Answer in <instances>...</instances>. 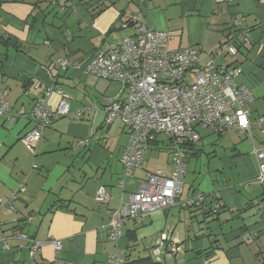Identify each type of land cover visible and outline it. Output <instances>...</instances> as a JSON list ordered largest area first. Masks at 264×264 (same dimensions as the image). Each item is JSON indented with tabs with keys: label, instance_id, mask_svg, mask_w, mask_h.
Returning <instances> with one entry per match:
<instances>
[{
	"label": "crops",
	"instance_id": "crops-1",
	"mask_svg": "<svg viewBox=\"0 0 264 264\" xmlns=\"http://www.w3.org/2000/svg\"><path fill=\"white\" fill-rule=\"evenodd\" d=\"M140 3L61 0L52 6L47 0H0V37L12 43L0 44V92H6L8 114L14 116L12 122L0 119V264H112L108 256L117 252L124 259L151 256L162 264H264V183H255L254 156L253 165L246 164L235 147L240 182L221 183L207 175L195 183V177L180 199L202 193L208 196L204 205L178 207L179 213L172 211L176 207L155 211L140 221H126L117 241L108 238L113 212L121 200L127 202L138 191L148 172L142 166L125 176L120 157L128 137L120 121L113 138L122 139L121 144H109L107 134L97 133L103 128L108 132L116 121L93 129L96 113L114 100L108 93L115 82L102 81L85 68L95 53L133 33L132 28H123L132 14H143L148 26L167 33L170 50L198 49L201 66L221 45L236 41L238 54L216 62L241 68L236 82L253 95L250 124L264 117V0ZM244 35L247 44L241 43ZM60 59L67 60L66 71L57 66ZM48 87L63 89L69 96L73 117L81 109L85 112L76 120L59 119L43 129L30 150L20 138L34 127L28 112ZM47 103L55 110L59 97L52 94ZM20 110L24 114L18 116ZM228 133L217 137L202 130L189 157L194 158V150L215 146ZM80 139H87L88 145L77 147ZM261 141L257 149L264 148ZM166 144L167 139L158 137L150 148L165 150ZM170 167L155 170L171 176ZM100 187L110 196L103 204L94 200ZM19 189L12 201L14 210L9 211L8 200ZM214 204L223 207L219 214H212ZM18 235L42 244L36 262L28 255L29 243ZM53 240L61 241L58 254ZM162 242L176 245V252L162 247L154 257L151 249Z\"/></svg>",
	"mask_w": 264,
	"mask_h": 264
},
{
	"label": "built area",
	"instance_id": "built-area-1",
	"mask_svg": "<svg viewBox=\"0 0 264 264\" xmlns=\"http://www.w3.org/2000/svg\"><path fill=\"white\" fill-rule=\"evenodd\" d=\"M60 1L47 0L52 6L59 5ZM144 1L140 0L141 6ZM238 24L237 21L233 23L234 26ZM127 27L132 28L133 33L114 42L106 50L95 53L85 71L122 87L120 97L109 100L101 113L104 114L105 126L109 127L119 120L126 130L127 144L120 157L125 176L141 169L148 149L160 136L168 141L165 148L172 156L173 168L171 176L160 170L148 172L138 191L131 194L127 202L120 201L108 227V238L113 242L119 239L121 227L126 221H140L155 211L185 208L204 201L201 193L180 199L187 172L188 155L184 147L198 143L202 130L214 135L234 130L247 135L251 142L252 132L257 131L264 140V117L255 119L253 125L249 122L252 92L236 82L242 73L241 68L216 62L219 58L235 57L238 54L235 43L221 45L201 66L198 49L170 50L167 33L148 26L143 14H132L123 25V28ZM248 41L246 35L241 38L242 44ZM57 65L60 71H66L68 67L66 59H60ZM52 94L59 97L55 110H51L47 103ZM6 95V92H0V119L12 122L14 116L8 114ZM84 112L85 109H81L74 114L79 118ZM23 114L22 110L17 113L18 116ZM70 114L69 96L63 89L48 87L28 112L34 127L20 138V142L30 150L34 149L43 129ZM86 145L87 139L77 141V147ZM252 155L258 169L255 183L263 184L264 148H253ZM19 191L22 189L11 194L9 211L14 210L12 201ZM109 198L105 188L100 187L94 200L103 204ZM217 210L216 206L214 211ZM17 238L29 243L28 255L32 262H36L42 244L24 235ZM165 243L152 249L154 257L160 254L162 247H166V252H176V245ZM51 244L58 254L62 249L61 241L53 240ZM108 260L112 264H121L123 259L117 252L109 255Z\"/></svg>",
	"mask_w": 264,
	"mask_h": 264
},
{
	"label": "rangeland",
	"instance_id": "rangeland-1",
	"mask_svg": "<svg viewBox=\"0 0 264 264\" xmlns=\"http://www.w3.org/2000/svg\"><path fill=\"white\" fill-rule=\"evenodd\" d=\"M127 34L128 32H125L123 34V37ZM109 90L110 93L108 94L112 95L111 97H113L114 99L119 98L120 94L122 93V87L118 83H113V85L110 86ZM75 116L73 117V114L71 113L68 117L60 118L59 121H64L68 118H74L76 120L77 116ZM117 121L114 125L111 126L108 132H106L104 128L97 132L98 135L107 134L109 136V144H113L115 142V144H121L122 142V139L120 141V138H113V134H115L114 132L118 131L119 129V123ZM231 131L232 132L229 131L228 134L222 137L218 141V143L215 144V146L209 145L202 147V152L199 158H189L183 190L184 188L187 189L188 185L192 183L195 177V183H199V181H201L203 177L207 175H210L213 180H215V178L217 177L220 182L229 179L231 184H233V182L238 183L243 179L242 173L240 172L239 168L235 167L234 165L235 158L237 157H234L233 154L237 155L236 150L239 151L240 156L238 157L241 159V161H245L246 164L251 163L253 165V146L257 149L259 141H262L259 134L254 131L252 132V136L254 138L253 145L251 144L247 135L239 133L237 131L235 132L234 130ZM234 147L236 148V150H233ZM170 165L173 168L172 156L166 149L156 150L150 148L146 155V160L143 162L142 166L144 171L152 172L155 169H163V167H166V169H168L167 171H170ZM179 209L180 208L176 207L173 208L172 211H174L175 213H179ZM182 227V225H179L177 229L181 230Z\"/></svg>",
	"mask_w": 264,
	"mask_h": 264
},
{
	"label": "trees",
	"instance_id": "trees-1",
	"mask_svg": "<svg viewBox=\"0 0 264 264\" xmlns=\"http://www.w3.org/2000/svg\"><path fill=\"white\" fill-rule=\"evenodd\" d=\"M11 43V40L10 39H4L3 37H0V44H2V45H5V46H8V44H10ZM233 43H235L236 44V41L235 42H233ZM11 45H12V43H11ZM237 46V45H236ZM58 66V65H57ZM217 137H221L222 135H216ZM155 144V143H154ZM167 144H168V141H167ZM167 144H166V146H167ZM153 146V145H152ZM194 146H195V144H191V145H189V144H187L185 147H184V150L186 151V153H187V155H188V158H190L189 157V151H193V149H194ZM200 152H201V150H199V151H196L195 152V150H194V152L193 153H191V157H194V158H197L198 157V154H200ZM187 158V159H188ZM202 194V193H201ZM203 196H204V201L201 203V204H199V205H193V206H189V207H185V208H182V209H191V208H198V207H201L202 205H204L205 203H206V201H207V199H208V196H206V195H204V194H202ZM214 206V208L217 206L218 207V209L219 210H222L223 209V207H219L218 205H213ZM214 208H213V210H212V214L214 215V213H215V215L218 213L217 211H214ZM218 210V211H219ZM211 213V212H210ZM210 213H207V214H210ZM219 214V213H218ZM151 251H152V249H151ZM122 263L121 264H162V263H160V262H158V261H156L155 259H153L151 256H143V257H137V258H135V259H124L123 257H122Z\"/></svg>",
	"mask_w": 264,
	"mask_h": 264
},
{
	"label": "water",
	"instance_id": "water-1",
	"mask_svg": "<svg viewBox=\"0 0 264 264\" xmlns=\"http://www.w3.org/2000/svg\"><path fill=\"white\" fill-rule=\"evenodd\" d=\"M104 121V114L101 112L96 113L93 123V129L98 130Z\"/></svg>",
	"mask_w": 264,
	"mask_h": 264
}]
</instances>
